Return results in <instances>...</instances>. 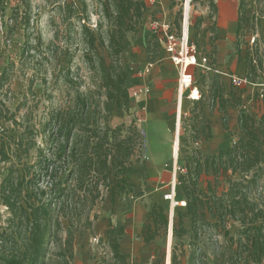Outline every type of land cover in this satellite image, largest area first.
Wrapping results in <instances>:
<instances>
[{"label": "rangeland", "instance_id": "obj_1", "mask_svg": "<svg viewBox=\"0 0 264 264\" xmlns=\"http://www.w3.org/2000/svg\"><path fill=\"white\" fill-rule=\"evenodd\" d=\"M102 2L106 0H11L9 8L5 10L16 24L10 30L14 43L6 49L5 56L0 55V147L4 138L5 144L9 142L11 149L17 150L15 143L26 129L39 131L48 121L51 111L68 103L75 95L76 89L85 92L88 87L94 85L97 77L94 64L85 56L87 48L81 34V26L86 25L98 35V24L102 22L104 25L101 31L107 30ZM145 2L146 9L142 21L136 32L127 34L125 49L121 55L128 74L127 87L131 91L130 110L127 112L123 104L115 107L111 121L112 126L116 127L123 123L129 125L135 119L144 134V146L133 158L132 163L123 168L121 176L127 180V189L124 192L118 191V181L114 171H110L109 182L115 191L114 202L111 201V191L104 190L103 200L93 211L99 217L95 221L93 231L76 235L73 264H98L103 259H110L114 253V241L121 240L125 232L133 233L132 237L135 238L134 233L138 231L137 238L144 241L145 235L150 234L149 227H152L151 234L155 230L149 216L154 204L163 207L168 216V227L159 228L155 239L150 244L144 241L143 245H153L154 251L158 253L155 264H166L169 246L171 257L175 247L181 263L185 264L190 252L189 236H174V229L180 227L181 220L190 231L191 222L184 214L185 197L178 178L187 171H191V175L196 178L194 167L196 159H199L202 165L198 184L200 190L205 193L209 182L221 190L222 186L226 185L224 177L217 179L205 161L210 162L220 151H227L239 136L238 110L232 106V102H227L224 111L220 112L218 104L213 106V102L209 100V90L215 75L220 77L226 99H230L229 93L234 89L256 121H259L263 113L260 102L253 100V97L257 90L264 87V83L261 80L252 83L250 78L245 76V70L242 69L243 54L234 46L235 26L232 30L231 22L237 18L238 0H214L215 13L212 12L209 0H192L188 8L191 39L203 54L210 55L211 66L215 71L204 74L200 69H195L197 83L203 87L206 99L192 105L187 96L183 97L178 132L180 153L178 159L174 160L172 146L176 133L174 125L178 103L175 84L179 73L170 62L162 61L165 56L162 36L158 29L155 30L154 21L167 17L178 28L186 4L185 0ZM253 6L254 0H251L248 6L250 16ZM200 18H203V21L198 28ZM206 29L208 30L205 33ZM214 47H217V52ZM152 61H158V65L149 76L152 80L149 84L151 92L138 93L136 96L134 92L138 91L144 82L141 72L147 62ZM231 76H236L241 81L245 78L247 80L235 86ZM163 82L166 85H163ZM162 89L166 96L163 106ZM155 94L159 95V109L155 104H145L146 107L143 104H134L139 103L141 99L154 97ZM157 113L161 116L163 113L164 120L172 121L170 128L167 122L162 123V118L153 120ZM222 114L228 119L229 130L223 129L220 124L221 137L217 134L216 123ZM206 134L209 135L207 139ZM202 136H205V140L201 139ZM35 142L37 146L46 148L42 136H38ZM30 157L35 159L36 149L31 150ZM9 165L10 163L0 160V183ZM173 180L176 184L174 186ZM217 181L222 182L218 185ZM172 187L175 189V201L179 202L174 207L173 202L164 199V195ZM262 196L264 201V195ZM9 216L10 213L2 207L0 200L1 232L6 227ZM209 221L216 223V219L209 218ZM121 225L126 228L123 233L120 231ZM239 227L236 222L228 223L231 234H235ZM170 229L173 238L169 242ZM201 246L207 249L211 262L213 251L222 255L226 241L223 233H220V228L210 226ZM3 257L5 253L0 251V264ZM141 259L134 257L132 264H143Z\"/></svg>", "mask_w": 264, "mask_h": 264}, {"label": "trees", "instance_id": "obj_2", "mask_svg": "<svg viewBox=\"0 0 264 264\" xmlns=\"http://www.w3.org/2000/svg\"><path fill=\"white\" fill-rule=\"evenodd\" d=\"M250 1L238 0L234 46L243 54L245 76L252 83H264V0H254L252 16ZM102 3L107 30L101 31L102 22L98 24V35L86 25L81 26L87 48L85 56L94 64L97 77L94 85L85 92L76 89L68 103L51 111L39 131L26 129L15 143L17 150L2 139L0 160L10 163L0 183V200L10 213L6 227L0 231V251L5 253L2 264H73L76 235L93 231L99 218L93 211L103 200L104 190L111 191L114 202L110 171H114L118 191L124 192L127 180L121 176L123 168L132 163L144 146V134L135 119L129 125L116 127L111 121L115 107L123 104L127 112L130 110L131 91L126 86L128 74L121 55L127 34L136 32L142 21L146 2ZM209 5L215 13L214 0H209ZM202 21L203 18L198 20V28ZM214 50L217 52V47ZM208 97L213 106L218 104L220 112L227 102H232L238 110L239 136L227 151L205 161L217 179L224 177L226 185L221 190L211 182L205 193L200 190L199 159L194 167L196 178L191 171L179 176L185 197L184 214L189 217L191 228L187 230L179 220L180 227L174 229V236H189L190 252L185 264H264V87L253 97L263 108L259 121L248 112L236 90L230 91V99L225 98L217 74ZM222 122L229 130L225 114ZM38 136H42L46 148L37 146ZM33 149L34 160L30 157ZM220 182L217 181L218 185ZM149 216L155 230L151 234L149 227L150 234L144 237L146 243L155 239L159 228L167 229L169 223L163 207L157 204L152 206ZM209 218L216 219V223L212 224ZM230 222L240 225L235 234L228 229ZM212 225L220 228L226 246L222 255L213 251L211 262L201 244ZM120 230L123 232L124 228ZM113 249L112 257L98 264H130L120 252L118 240ZM171 262L182 264L175 247Z\"/></svg>", "mask_w": 264, "mask_h": 264}, {"label": "built area", "instance_id": "obj_3", "mask_svg": "<svg viewBox=\"0 0 264 264\" xmlns=\"http://www.w3.org/2000/svg\"><path fill=\"white\" fill-rule=\"evenodd\" d=\"M191 4L192 0H185ZM11 0H0V55L5 56L6 49L14 43V39L10 30L15 26L13 17L6 13L10 6ZM190 11L184 12L180 26L177 28L175 23L169 18L164 17L158 21H154L155 30H159L162 36V46L169 60L178 70V88L182 93H188V98L192 101H199L203 98L202 86L197 83L195 69L201 70L202 73H212L215 71L211 66L209 56L200 51L198 45L192 41L190 34ZM154 62H148L144 74L149 73L154 67ZM231 80L235 86H239L242 81L236 76H231ZM149 88L140 86L138 93H148ZM197 92V94H195ZM176 172V169H175ZM164 199L171 203L175 200V189L172 187L165 195ZM176 202V201H175ZM179 202H176L178 204ZM1 244V242H0Z\"/></svg>", "mask_w": 264, "mask_h": 264}, {"label": "crops", "instance_id": "obj_4", "mask_svg": "<svg viewBox=\"0 0 264 264\" xmlns=\"http://www.w3.org/2000/svg\"><path fill=\"white\" fill-rule=\"evenodd\" d=\"M236 25H237V18L235 21L231 22V26H232V30H233V27L235 26V31H236ZM230 29V30H231ZM235 42V41H234ZM163 47V46H162ZM163 52L165 53L164 49H163ZM210 60H211V57L210 55H208ZM165 60L167 62H170L174 67L175 65L169 60L167 54L165 53V56L164 58L162 59V61ZM153 62V61H152ZM157 63H155L154 67L152 68V70L147 73V74H144V69L143 71L141 72L142 75L144 76V82L140 85V86H143V87H147L150 89L149 92H151V87L149 84H151V79H149V76L151 75V73H153L155 70H156V67L158 65V61H156ZM167 62L165 63V65L167 64ZM148 63V62H147ZM212 63V61H211ZM243 66H244V63H243ZM242 66V69L245 70V68ZM146 67V66H145ZM176 68V67H175ZM177 69V68H176ZM178 71V70H177ZM213 73V72H212ZM148 79V80H147ZM165 82V81H164ZM163 82V85H166V83ZM176 91H177V100H178V103H177V111H176V115H175V122L178 121V118H177V114H178V111L179 109H181V113H182V108H183V97L184 96H187L188 93L186 92L185 94L182 93L180 91V89L178 88V78H177V82H176ZM127 86V84H126ZM203 88V87H202ZM129 89V88H128ZM130 90V89H129ZM148 92V93H149ZM147 93V94H148ZM141 96V95H140ZM187 99L188 96H187ZM203 99H206L205 95H203ZM190 100V99H189ZM166 102V96H165V93H164V90L162 89V106L164 105V103ZM198 101H192L190 100V103L193 105L194 103H197ZM159 103H160V100H159V95L158 94H155L154 97H151V98H147V99H141L139 100V103H134V104H143L145 106V104H149V105H157V109H159ZM180 103V104H179ZM146 107V106H145ZM180 107V108H179ZM149 114V113H148ZM165 117V115L162 113V116L157 113L155 118L153 120H158L159 118H162V123L164 122H167L168 125H169V128L171 127V124H172V121L171 120H164L163 118ZM153 120H150V121H153ZM222 125L223 126V122H222V116H221V119L219 118V122L216 123V125L218 126V131H217V134L221 135L222 137V133L220 132V126L219 125ZM175 126V125H174ZM223 129L224 126H223ZM175 131L177 132V130L175 129ZM222 132L224 133V131L222 130ZM176 134V133H175ZM225 135V134H224ZM175 137V135H174ZM205 136H202V140H205V138H203ZM207 139V137H206ZM218 139V138H217ZM170 140V139H169ZM219 140V139H218ZM174 142V140H173ZM174 180L176 179V173H174ZM2 204V203H1ZM2 207H4V209L7 210V208L5 206L2 205ZM120 227H123L124 230L123 232L125 231V227L123 225H121ZM121 231V230H120ZM127 231V230H126ZM122 232V231H121ZM122 232V233H123ZM137 232L138 231H135L134 235H135V238L132 237L133 233H129V232H125L122 236V239L121 240H118L119 242V246H120V252L128 259L129 263L132 264V259L134 257H138V258H142L141 260L144 262L143 264H153L155 259L158 257V253L154 251V247L153 245H148V246H144L143 245V242L145 241V238H144V241L143 239H139L137 238ZM146 243V242H145ZM151 243V242H150ZM150 243H146V244H150Z\"/></svg>", "mask_w": 264, "mask_h": 264}, {"label": "bare ground", "instance_id": "obj_5", "mask_svg": "<svg viewBox=\"0 0 264 264\" xmlns=\"http://www.w3.org/2000/svg\"><path fill=\"white\" fill-rule=\"evenodd\" d=\"M188 8H189V2L187 1V3H186V14H187V12L189 10ZM195 94H197V92ZM177 118H178V121L175 122V129L177 130V132L175 134L174 142H173V146H172V148H173L172 149V156H173V159L174 160H177L178 159L179 153H180V135H179L178 132H179V123H180V120H181V109H179V111H178ZM218 136H219V134H218ZM174 185H176V184H175V182L173 180L172 186H174ZM176 202H175V200L173 201V207L176 205ZM183 205H185V200L183 201ZM172 238H173L172 229H170L169 242L171 241ZM166 264H171V251H170V246L168 248V254H167Z\"/></svg>", "mask_w": 264, "mask_h": 264}]
</instances>
